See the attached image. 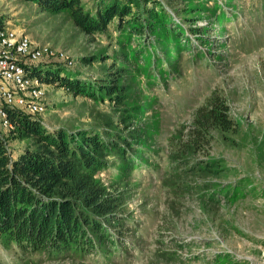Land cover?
<instances>
[{
    "label": "trees",
    "instance_id": "obj_1",
    "mask_svg": "<svg viewBox=\"0 0 264 264\" xmlns=\"http://www.w3.org/2000/svg\"><path fill=\"white\" fill-rule=\"evenodd\" d=\"M24 1L35 4L40 12L65 14L92 41L101 36L112 44L110 52L106 47L80 59L85 65L109 60L97 77L79 78L69 70L73 61L68 65L61 60L34 64L32 72L44 83L92 99L100 105L98 110L108 102L119 117L112 121L103 116L88 128L63 126L51 131L24 109L8 110L13 129L0 127V250L11 254L10 264H31L37 262L35 256L58 260L101 256L104 264H118L117 259H125L128 252L138 260L142 255L139 236L124 205L126 191L138 181L133 171L148 162L158 167L150 159L157 156L149 144L155 127L146 115L153 108L147 92L153 90L157 76L166 85V75L181 73V50L185 42L193 46L185 32L205 44L204 29L195 22L197 12L206 11L215 23L236 22L245 15L246 0H228L230 14L217 3L209 6V0H182L190 1L178 11L183 26L173 22L161 0H91L89 5L84 0ZM189 7L195 8L187 11ZM153 50H157L154 55ZM199 53L193 56L200 59ZM191 117L184 139L178 136L181 142L175 156L168 155L172 176L179 174L174 161L204 151L214 133L235 128L226 101L215 90ZM9 139L25 142L17 155ZM212 163L195 160L192 167L204 171ZM105 172L107 182L101 178ZM240 183L213 185L207 198L215 200L218 195L235 200L244 194Z\"/></svg>",
    "mask_w": 264,
    "mask_h": 264
},
{
    "label": "rangeland",
    "instance_id": "obj_2",
    "mask_svg": "<svg viewBox=\"0 0 264 264\" xmlns=\"http://www.w3.org/2000/svg\"><path fill=\"white\" fill-rule=\"evenodd\" d=\"M90 1L84 0V3L89 5ZM262 1L246 0L245 15H240L236 22L231 19L215 23L206 11L197 12L195 22L204 29L201 38L205 44L200 45L192 32H185L193 46L185 42L181 50V73L172 77L166 75L169 80L166 85L157 76L153 90L147 92L152 96L153 108L146 110V115L154 121L155 127L149 144H153L150 149L157 156L150 159H154L158 167L148 162L133 171L138 181L126 191L124 211L132 214L130 222L139 236L142 255L135 260V255L128 252L125 259H117L118 264H264ZM161 2L173 15V22L183 26L178 11L190 1ZM227 2L209 0L208 4H218L230 14L232 9ZM2 24L24 29L33 43L64 51L74 63L69 70L78 73L79 78L97 77L103 73V65L110 63L109 60L103 64L81 63L82 57L106 47L110 52L113 47L101 36L92 41L65 14L40 12L35 4L24 0H0ZM170 49L173 51L174 47ZM200 51L203 55L200 59L193 56ZM151 61L154 62L153 57ZM144 79L152 78L144 76ZM45 84L47 109L35 116L51 131L63 126L70 130L88 128L103 116L112 121L119 117L108 102L98 110L100 105L92 99L73 96L56 84ZM212 90L226 101L235 123L234 131L216 132L204 151H195L179 162L174 161L179 174L172 176L168 169L173 166H169L168 155L175 156L181 142L178 136L183 138L194 108L201 105ZM8 143L14 155L25 144L18 139H9ZM195 160L213 163L208 170L198 171L192 167ZM101 178L107 182V173H102ZM240 181L244 187L243 196L227 201L224 196L217 195L215 200H208L213 185L226 186L229 182ZM10 259V253L0 250V264H10ZM35 261L31 264H104L101 256L82 260L35 256Z\"/></svg>",
    "mask_w": 264,
    "mask_h": 264
},
{
    "label": "built area",
    "instance_id": "obj_3",
    "mask_svg": "<svg viewBox=\"0 0 264 264\" xmlns=\"http://www.w3.org/2000/svg\"><path fill=\"white\" fill-rule=\"evenodd\" d=\"M49 60L73 64L64 51L33 43L24 29L0 25V127L13 129L9 109H24L32 115L45 112L46 84L32 67Z\"/></svg>",
    "mask_w": 264,
    "mask_h": 264
}]
</instances>
